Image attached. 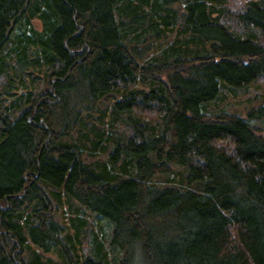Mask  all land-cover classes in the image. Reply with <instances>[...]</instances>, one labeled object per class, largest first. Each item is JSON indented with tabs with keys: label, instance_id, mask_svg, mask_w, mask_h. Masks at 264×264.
<instances>
[{
	"label": "trees",
	"instance_id": "1",
	"mask_svg": "<svg viewBox=\"0 0 264 264\" xmlns=\"http://www.w3.org/2000/svg\"><path fill=\"white\" fill-rule=\"evenodd\" d=\"M28 70L55 97L0 106V264H264V103L218 110L264 96V0H0Z\"/></svg>",
	"mask_w": 264,
	"mask_h": 264
},
{
	"label": "rangeland",
	"instance_id": "2",
	"mask_svg": "<svg viewBox=\"0 0 264 264\" xmlns=\"http://www.w3.org/2000/svg\"><path fill=\"white\" fill-rule=\"evenodd\" d=\"M31 24H32V28H34L37 31H41L43 28L42 22L39 19L32 20ZM43 70L45 71V69H43ZM43 70H41V72L39 71L38 74L36 71L28 70L26 72L27 74H30L32 77H35V78L37 77L34 87H33V83L30 82L29 76L25 77V83L24 84L21 83L20 80L18 81V79H17L15 81V83H12L11 88H9L10 87L9 85L7 87L4 84L3 79H0V106L4 107V106L9 105V103H11V101L13 102V100L16 101V100L21 99L22 93H27L28 91L36 90L37 92H35V93L33 92V94H34L33 96H37V94L40 95L44 91H47L49 89L50 84L48 82L44 81ZM26 73H22V74H26ZM21 89H23V90H21ZM247 96H248V99H246L247 97H243L240 99L227 100L225 103H223L221 106L218 107V110L222 109V110H225L228 112L237 113L240 116L244 117L245 116V110L247 108L254 106V105L256 106L259 103H264V96L258 97L257 100L253 99L252 95H250V96L247 95ZM31 100H32V98H31ZM73 104H72V106H73ZM70 105H71V103H70ZM24 108H26V107H24ZM22 110H19V108L18 109L16 108L13 111L10 118L17 117L19 114L23 113ZM3 115L5 116L3 111L0 110V116H3ZM250 123L264 129V118L252 119V120H250ZM109 228H110V226L108 225V223L105 224L103 226L104 232L107 233L109 231Z\"/></svg>",
	"mask_w": 264,
	"mask_h": 264
},
{
	"label": "flooded vegetation",
	"instance_id": "3",
	"mask_svg": "<svg viewBox=\"0 0 264 264\" xmlns=\"http://www.w3.org/2000/svg\"><path fill=\"white\" fill-rule=\"evenodd\" d=\"M55 83H56V78H51L49 89L43 92L42 94H40V98L38 100H46L47 102L52 103L51 100H53L55 97V93L53 92ZM34 114H35V111H34ZM34 114L31 115V117L34 116ZM28 121H31V118H28Z\"/></svg>",
	"mask_w": 264,
	"mask_h": 264
}]
</instances>
